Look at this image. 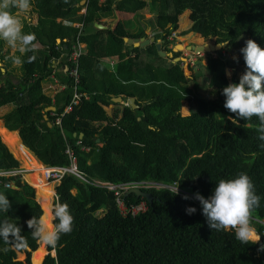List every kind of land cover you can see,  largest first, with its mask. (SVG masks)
<instances>
[{
	"label": "trees",
	"instance_id": "1",
	"mask_svg": "<svg viewBox=\"0 0 264 264\" xmlns=\"http://www.w3.org/2000/svg\"><path fill=\"white\" fill-rule=\"evenodd\" d=\"M80 1L31 0L38 21L26 24L24 31L35 34L40 48L24 56L19 53L24 61L20 75L6 69L12 59L4 65V73L0 70V109L13 108L0 116V170L21 168L20 158L33 169L67 166L72 163L67 150H72L85 179L67 174L55 191L58 202L69 206L73 229L61 235L55 247L48 246L56 255L47 257L32 239L27 221L51 216L52 184L42 170L26 174L40 205L35 188L22 174L0 176V193L11 204L8 212L0 211V221L18 225L27 240V247L17 250L0 239V264H32V259L33 264L44 259L43 264H264V235L258 243L243 245L233 231L211 229L200 202L190 200L197 192L208 198L220 179L246 173L261 198L253 224L262 234L264 147L260 145L264 142L256 131L259 120L245 121L229 112L222 89L238 83L239 73L246 71L240 49L248 39L264 48V0H87L84 15L79 14ZM149 7L158 9L156 33L164 52L173 53L170 38L179 29L180 16L189 11L192 32L224 44L223 49L239 58L232 60L220 52L221 59L211 58L207 67L188 76L182 62H172L180 52L173 53L168 65L170 58L161 57L155 44L136 48L125 42L148 37L144 29L127 32L126 26L133 22L122 21L107 31L94 27L115 13L134 15L142 23L140 13ZM75 24H82L81 30ZM76 41L85 44L86 53L78 59L79 81L74 83L66 73H57L52 62L68 55ZM33 55L35 60L28 63ZM3 56L0 45V60ZM113 57L119 58L116 70L102 62ZM65 64L74 67L67 58ZM228 68L236 70L231 79ZM52 76L64 87L53 100L43 91L44 81ZM202 77H209L214 88L211 98L198 92ZM74 93L80 95L79 104L64 115ZM118 97L122 103L114 102ZM130 99H135L137 109L129 105ZM184 102L191 105L186 116ZM112 105L117 107L113 113L108 111ZM49 108L55 111L46 113ZM95 181L153 183L158 188H142L154 197L152 203L120 193L128 207L143 202L148 207L144 213L123 217L117 191ZM6 182L17 187L8 188ZM185 194L190 198L183 199ZM189 206L196 212L187 214ZM5 247L10 249L7 253ZM22 253L27 255L25 261L17 259Z\"/></svg>",
	"mask_w": 264,
	"mask_h": 264
},
{
	"label": "clouds",
	"instance_id": "2",
	"mask_svg": "<svg viewBox=\"0 0 264 264\" xmlns=\"http://www.w3.org/2000/svg\"><path fill=\"white\" fill-rule=\"evenodd\" d=\"M64 2L67 3L68 0H64ZM86 4L87 1L85 6ZM31 7V0H0V40L6 42L14 52H19L21 56L34 51L36 48V36L34 33H26L24 31V22L22 19L31 10ZM80 44L84 47L85 54L86 46L85 44ZM219 46L225 47L222 44ZM240 51L243 54L246 71L240 76L238 83H229L222 89V95L225 97L224 107L229 112L234 113L236 117L242 118L245 121L256 117L259 120V124L256 126V131L259 134L258 139L264 142V48L256 41L248 39ZM21 56L11 57L12 62L15 65H22L24 61L21 59ZM234 59L236 58L234 57ZM34 60V55L29 56L27 62L32 63ZM227 74L230 76V71ZM260 146L264 147V143ZM86 150L89 151L90 149ZM26 174L27 171L22 173L23 178ZM26 182L28 181L26 180ZM100 183L107 184L110 182L95 181L97 186ZM147 184L123 183L112 185L117 186L114 191L118 190L125 198V195L134 187L141 191L142 188H158V185L154 186L155 184L153 183ZM125 185L131 187L126 190ZM12 187L17 186L13 184ZM105 188L108 190L107 187ZM174 192L178 194V188ZM182 198L187 200L190 197L185 194ZM191 198L200 202L202 214L206 217L209 227L214 231H233L235 233V239L243 245L255 244L262 240V234L257 232L253 224V220H256L253 219V213L260 206L261 198L256 194L255 186L246 173L241 172L231 179H220L215 184L214 190L208 198H205L199 192L195 193L194 197ZM191 198L190 200L193 202ZM55 200V203L49 209L51 212L50 217H33L27 221V226L31 230L32 239L50 247L57 245L61 235L71 233L74 222V217L69 210V206L66 203L58 202L56 192ZM122 201L128 207L124 200ZM117 205L123 217L130 214L123 215L118 202ZM140 205H144L147 210L148 207L144 202L137 206ZM10 208L11 204L8 197L0 193V211L8 212ZM145 211H141L138 214L144 213ZM195 212V207L189 206L186 208V213L189 215ZM259 222L264 225V221ZM0 239L6 245H13L17 250L27 247V240L21 235V228L7 220L0 221ZM9 250L8 247L3 249L5 253ZM261 250H264V245H261Z\"/></svg>",
	"mask_w": 264,
	"mask_h": 264
},
{
	"label": "rangeland",
	"instance_id": "3",
	"mask_svg": "<svg viewBox=\"0 0 264 264\" xmlns=\"http://www.w3.org/2000/svg\"><path fill=\"white\" fill-rule=\"evenodd\" d=\"M149 1V0H148ZM151 8L149 7L147 10H145L144 12L140 13L141 17L143 18V21L142 23L139 22L138 18H134V27H133V30H137L138 28H143V26H147L149 27L148 25H151L152 28H155L156 30V15L158 14V9H154V11H151L150 10ZM151 12L152 14H148V16L146 17V14L148 12ZM28 14V13H27ZM25 15L26 19H28V15ZM190 12L187 11L185 12L184 14H182L180 16V20H179V29L178 31H176L171 37L174 38L172 44H170L169 48H172L174 49L176 45L178 44H181V45H184V47L186 46H189V45H195V46H204L205 44L207 43H213L215 44V40H206L204 38H201L199 34H196L194 32L191 31V27H192V22L190 20ZM30 16V15H29ZM35 22H32L31 25H34ZM143 26H142V25ZM3 41V40H2ZM0 45H2V48H3V52L5 51H8V54L5 56V58L9 59V57H11V53L14 51L13 49H9L10 47L6 44V42H2ZM154 47V46H153ZM156 47V45H155ZM36 48H40V45L39 44H36ZM152 49V53H154V50L155 48H150ZM222 51H218V52H215V51H212L211 53H202V54H197V53H194V52H190V51H186V50H183V51H179L181 53L180 57L179 58H184L186 59L183 63V69H184V73L188 76H191L193 75L194 73H197L198 71H201V67H207L210 63V60L211 58H215V59H221V55H220V52L224 53L227 57L230 56V58L232 60H237L239 58V54H235V55H232L231 54V50L229 49H221ZM11 51V52H10ZM178 51V50H177ZM234 57L236 59H234ZM4 59V58H3ZM5 60V59H4ZM167 64H171L170 61H172L171 59H167ZM8 61V60H7ZM7 61L4 63V61L0 60V70L3 69L4 65L7 64ZM173 62V61H172ZM16 68V74L20 75V65H15L13 62L10 66H7L8 70L11 71L12 68ZM114 70H116V67H114ZM228 71H230L231 75L229 76L228 75V78L231 79L234 75V73L236 72L235 69H230L228 68ZM245 72V70H243L242 72L239 73V76H241L243 73ZM199 84H201V88L198 89V92L202 95H205V97H208V98H211L212 97V92L214 90V88L210 87V79L209 77H202L201 79H199ZM114 100V99H113ZM116 103V102H115ZM10 107V106H8ZM115 107L114 105H112L110 108H108V111H110L111 113L114 112L115 110ZM120 109L122 108L121 106H118ZM117 108V107H116ZM191 108V105L188 103V102H184L183 103V106H182V115L183 116H186L189 114V110ZM4 114L3 113H0V116H3ZM1 121V120H0ZM2 122V121H1ZM3 124V122H2ZM9 132V131H8ZM10 133V132H9ZM21 147L23 146L22 143L20 145ZM17 157V155H16ZM20 161L22 162V167H24L25 169H27V174L29 172H35L38 170H41V169H33L32 167L28 168V166L24 163V161L20 158ZM44 171V170H43ZM26 177V175H24V178ZM26 179V178H25ZM48 183H51L53 188H54V192L55 191V187H56V183L55 182H48ZM30 184V183H29ZM32 185V184H30ZM33 186V185H32ZM34 187V186H33ZM35 188V187H34ZM126 193V191H125ZM35 194H36V201L41 205V198L40 196L38 195V193L36 192V188H35ZM194 203H199L198 200L196 199H193ZM55 195L54 197H52L51 199V205H53L55 203ZM42 207V206H41ZM43 214H44V211H43ZM43 247L45 249V252L47 254V257L49 255H52V256H55V252H51L48 250V246L42 244L39 242V248ZM38 248V249H39ZM34 256V253L32 254V258ZM27 258V255L25 253H22L20 254L17 259L19 261H25ZM45 260V259H44ZM43 260V261H44ZM42 261V263H43ZM41 263V264H42ZM32 264H33V259H32Z\"/></svg>",
	"mask_w": 264,
	"mask_h": 264
},
{
	"label": "crops",
	"instance_id": "4",
	"mask_svg": "<svg viewBox=\"0 0 264 264\" xmlns=\"http://www.w3.org/2000/svg\"><path fill=\"white\" fill-rule=\"evenodd\" d=\"M105 0H100V3H104ZM85 3H86V0H81L80 1V4H79V7H81V12H80V15L84 14L85 13ZM83 4V5H82ZM152 14L150 11L146 14V17L148 16V14ZM28 19H26L25 16H23V22H24V26L26 24H32V22H35V24L37 23L38 21V15L33 13L32 11V8L31 10L28 12ZM30 15V16H29ZM153 15V14H152ZM134 15H123V14H119V13H115L112 17L110 18H103L101 19L100 21V24H95L94 27L97 25L99 26L98 30H101V31H107L108 29H115L116 26H118L120 23L123 24L125 22H122V21H126V20H129L131 22H133V24H130L128 26H126V30L127 32H130V31H133L134 33H138L140 32V30L144 29L146 34H147V38H155V41L156 42H160V39L158 38V35L156 33V30L155 28H152L151 25H148L149 27H145L143 26V28H138L136 31L133 30V27L135 26L134 25ZM58 43L60 42V40L57 41ZM145 48V47H144ZM11 49V48H9ZM11 52V51H10ZM86 52V50H85ZM8 54V51H5L4 52V55L6 56ZM133 56L135 55V53L132 54ZM5 56H3V59L2 58V61H4V63L8 60L7 58H5ZM13 56H20L19 55V52H12L11 53V57ZM11 57H9V59H11ZM1 59V57H0ZM102 62H104L105 66H107L108 68H111V69H114V67H117L118 63H119V58L118 57H113V58H110V59H103ZM53 68H55L56 72L59 73V74H65V70H66V56H62L59 60L57 61H53ZM11 64H12V60H11ZM8 70V68H6ZM14 69V74H16V68H12ZM10 72V70H8ZM1 72L4 73V69H1ZM18 75V74H17ZM12 79V82L13 83H18L19 81L16 79V77H10ZM64 87L60 84V82L58 81V79L54 76H52V78L48 81H44L43 83V91L44 93L47 95L48 98H51L52 100L55 98V95L57 93H59L60 91H63ZM12 107H5V108H2L0 109V113H3L4 115L8 114L9 112L12 111ZM3 115V116H4ZM44 120H46V117L44 118ZM49 126L51 127L52 125L49 123ZM18 134V132H16ZM18 138L20 139L19 137V134H18ZM35 157V156H34ZM41 162V161H40Z\"/></svg>",
	"mask_w": 264,
	"mask_h": 264
},
{
	"label": "built area",
	"instance_id": "5",
	"mask_svg": "<svg viewBox=\"0 0 264 264\" xmlns=\"http://www.w3.org/2000/svg\"><path fill=\"white\" fill-rule=\"evenodd\" d=\"M87 1V0H86ZM75 27L79 28L81 30L82 24H76ZM173 37L171 38V40ZM84 47L80 44L79 41H76L74 44L71 46V51L67 55V63L70 62L74 65V67L71 69L69 66L66 67L65 73L74 80V83H77L79 81L78 78V59L80 58L81 55L84 54ZM75 97L72 102V104L65 110L64 115L70 113L73 110L74 106H77L79 104L80 100V95L78 93H74ZM61 123V119L57 121V124ZM67 152L69 153L70 157L72 158V163L67 166H50L46 167L44 169V177L48 182H55L58 183L60 182L67 174H73L77 175L78 177L85 179L84 175L79 171L78 166H77V158L74 155L73 151L68 149ZM26 169L21 167L19 169H11V170H0V176L3 175H19L22 173H25ZM100 185L105 186L108 188V190H116L117 186H114L110 183H100ZM6 187H12L13 184L11 182H6L5 183ZM134 186V185H132ZM131 186L125 185V188H129ZM116 195L118 196L117 202L120 205L121 211L123 215H128L129 213L135 216L141 211H145V206L140 205V206H132V207H126L121 200L120 197V192L117 190ZM262 235H264V230L262 231Z\"/></svg>",
	"mask_w": 264,
	"mask_h": 264
},
{
	"label": "water",
	"instance_id": "6",
	"mask_svg": "<svg viewBox=\"0 0 264 264\" xmlns=\"http://www.w3.org/2000/svg\"><path fill=\"white\" fill-rule=\"evenodd\" d=\"M95 27L98 28L99 26L96 25ZM98 29H100V28H98ZM125 42H127L128 44L133 45L136 48H138V47L144 48V47H147V46L155 43L156 44V49H157L159 55L161 57H163V58H170V59H172L174 57V55H173L174 52L175 53H178L179 51H183V50L190 51V52H194V53H197V54H202V53H211L212 51L218 52V51H221V49L223 48V47H220L219 46L220 44H217V43L213 44V43L210 42V43L205 44L204 46L189 45V46L184 47L183 50H180V49H182V45L181 44H178L173 49V53H166V52H164L162 50L161 43L160 42H157L156 43L155 38H140V39H129V38H125ZM222 45H224V44H222ZM185 60L186 59H184V58H174L173 59V62L174 63H178V62H182L183 63ZM228 72L229 71L227 69L226 70V74ZM227 76H228V74H227ZM114 102H116V103H122L123 102V99L121 97L114 98ZM129 105L133 109H137L138 108V106L135 104V99H130L129 100ZM54 111H55V109H53V108H49V109H46L45 110L46 113L47 112H54ZM82 136L83 135H81L80 137L82 138ZM132 194L138 196L139 198H146L150 203H152L153 202V199H154V197L152 195L147 194V193H144L143 191L138 190V188H135V187L134 188H131V190L125 195V198H127L128 196H130Z\"/></svg>",
	"mask_w": 264,
	"mask_h": 264
},
{
	"label": "bare ground",
	"instance_id": "7",
	"mask_svg": "<svg viewBox=\"0 0 264 264\" xmlns=\"http://www.w3.org/2000/svg\"><path fill=\"white\" fill-rule=\"evenodd\" d=\"M180 49V48H179ZM184 49V45H182V49H180V50H183ZM35 170V169H34ZM42 171L44 170V169H41ZM40 170H38V172H39ZM37 171H35V172H30V173H36ZM40 187L42 188V190H44V188H45V186L44 185H40Z\"/></svg>",
	"mask_w": 264,
	"mask_h": 264
}]
</instances>
